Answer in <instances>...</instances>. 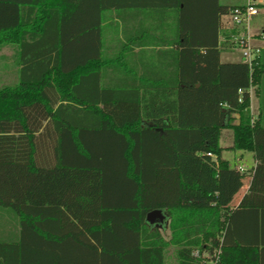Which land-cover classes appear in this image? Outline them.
Masks as SVG:
<instances>
[{
  "label": "trees",
  "instance_id": "trees-1",
  "mask_svg": "<svg viewBox=\"0 0 264 264\" xmlns=\"http://www.w3.org/2000/svg\"><path fill=\"white\" fill-rule=\"evenodd\" d=\"M124 1L0 0L19 67L0 90V264H167L170 248L174 264H264V50L221 63L242 31L221 28L236 6L218 0H147L157 46H105ZM227 128L256 161L233 210L218 200L237 175L220 161Z\"/></svg>",
  "mask_w": 264,
  "mask_h": 264
},
{
  "label": "crops",
  "instance_id": "crops-1",
  "mask_svg": "<svg viewBox=\"0 0 264 264\" xmlns=\"http://www.w3.org/2000/svg\"><path fill=\"white\" fill-rule=\"evenodd\" d=\"M147 0H126L124 1L126 5L122 9V20L115 19L116 22H118L119 26L118 28L111 29V27L108 28L103 32L104 34V43L105 46H157L155 44L157 39V30L154 26L153 22H151V16L149 13L153 12L154 9H149L145 5V2ZM219 3V0H218ZM130 4V5H129ZM136 4V5H135ZM262 3L258 2L256 0V6H261ZM220 5V4H219ZM243 4H236L231 6H242ZM115 16V14H112ZM259 15V13H258ZM256 15V16H258ZM255 16V17H256ZM223 17V16H222ZM222 17L220 18V24L221 28H225L226 26L222 23ZM210 19H207V22H209V25H200L198 28V31L203 34H206V36L212 35L213 30H209V27L216 21L215 14ZM252 21V20H251ZM218 22V21H217ZM255 22V21H254ZM251 23V22H250ZM115 24V23H114ZM115 27V26H114ZM257 28V29H256ZM264 32V22L261 20V22H257V25H253V27L250 24V33L255 37L254 42L261 41L262 45H259L264 50L263 42L264 40L259 39V35ZM118 33V34H117ZM121 39L122 44L118 43V40ZM220 41V36H219ZM143 42V43H142ZM142 43V44H141ZM140 44V45H139ZM255 45H258L254 43ZM134 50H138L137 48ZM263 85L261 86L263 92H264V76L262 77ZM262 91L259 90V84L256 87H250L249 89V106L248 111L251 116V123L258 121L261 123V115H260V95ZM236 123L238 122V119L236 118ZM230 131L231 132V147L233 149V131L232 129H222L220 132L219 137V146L221 147V155H220V161L225 162L229 169H232L237 172V175L234 177H221L219 179L220 183V190L218 193V200L219 205L225 209L233 210L235 209L244 194H246L249 184L251 175L253 173L254 167H255V158L252 152V165L250 169L242 170V168L238 165L241 164L243 161L244 156L239 155L234 158L235 163L231 166L229 162L225 159H223L224 150L220 144L221 137L223 131ZM237 151H243V150H237ZM249 152V151H246ZM167 224V221L165 222ZM165 224L158 225L161 228V232L164 233L165 231ZM165 238V237H164ZM173 248H170V253L173 256ZM174 258V257H173ZM175 259V258H174Z\"/></svg>",
  "mask_w": 264,
  "mask_h": 264
},
{
  "label": "rangeland",
  "instance_id": "rangeland-1",
  "mask_svg": "<svg viewBox=\"0 0 264 264\" xmlns=\"http://www.w3.org/2000/svg\"><path fill=\"white\" fill-rule=\"evenodd\" d=\"M246 0H219L221 6H231L236 4H245ZM262 3L261 6H256L259 15L252 18L251 26L257 25V22H264V0H258ZM255 21V22H254ZM222 23L225 26L230 25L228 15L222 17ZM257 29V28H256ZM258 45H262L261 41L254 42ZM264 45V42H263ZM221 63H238L242 61L241 51L238 48H233L230 51L223 52L220 55ZM18 58H17V48L16 44L12 42L0 43V90L5 87H13L18 82ZM220 144L224 150L223 159L227 160L232 166L235 161L234 158L243 155V161L241 164H238L242 170L250 169L253 157L252 153L246 151H237L231 147V132L223 131ZM166 219V218H165ZM166 222V221H165ZM166 227V224H165ZM161 235L165 238L169 236V230L165 228L164 233L161 232ZM167 264H174V258L172 254L168 253Z\"/></svg>",
  "mask_w": 264,
  "mask_h": 264
},
{
  "label": "built area",
  "instance_id": "built-area-1",
  "mask_svg": "<svg viewBox=\"0 0 264 264\" xmlns=\"http://www.w3.org/2000/svg\"><path fill=\"white\" fill-rule=\"evenodd\" d=\"M227 15L230 25L226 27L238 28L242 31L240 34L233 37V48L240 49L242 61L251 68L262 50V47L254 44L256 39L250 33V22L253 17L258 15L256 0H246L244 5L230 9ZM258 37L264 40V32ZM218 254L219 252L211 257L205 254L202 255L201 264H219Z\"/></svg>",
  "mask_w": 264,
  "mask_h": 264
},
{
  "label": "water",
  "instance_id": "water-1",
  "mask_svg": "<svg viewBox=\"0 0 264 264\" xmlns=\"http://www.w3.org/2000/svg\"><path fill=\"white\" fill-rule=\"evenodd\" d=\"M165 218L166 217L163 211L154 210L147 214L146 222L150 225H155V226L163 225L165 224V221H167Z\"/></svg>",
  "mask_w": 264,
  "mask_h": 264
}]
</instances>
